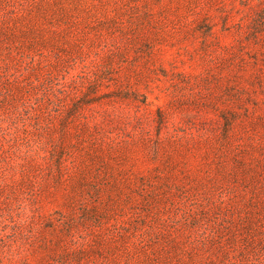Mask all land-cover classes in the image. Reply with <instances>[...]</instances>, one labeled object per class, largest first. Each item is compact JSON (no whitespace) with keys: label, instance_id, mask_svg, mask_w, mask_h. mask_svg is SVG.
Masks as SVG:
<instances>
[{"label":"rangeland","instance_id":"obj_1","mask_svg":"<svg viewBox=\"0 0 264 264\" xmlns=\"http://www.w3.org/2000/svg\"><path fill=\"white\" fill-rule=\"evenodd\" d=\"M31 1L0 0V264H264V0Z\"/></svg>","mask_w":264,"mask_h":264},{"label":"trees","instance_id":"obj_2","mask_svg":"<svg viewBox=\"0 0 264 264\" xmlns=\"http://www.w3.org/2000/svg\"><path fill=\"white\" fill-rule=\"evenodd\" d=\"M37 0H32L31 1V3L33 4V3H35ZM38 2V1H37ZM262 12H263V14H261V18L264 20V7H263V9H262ZM8 25L10 26L11 24H10V22H8Z\"/></svg>","mask_w":264,"mask_h":264}]
</instances>
